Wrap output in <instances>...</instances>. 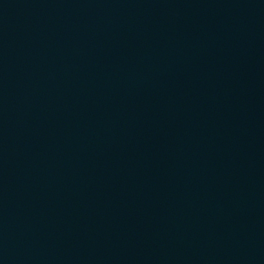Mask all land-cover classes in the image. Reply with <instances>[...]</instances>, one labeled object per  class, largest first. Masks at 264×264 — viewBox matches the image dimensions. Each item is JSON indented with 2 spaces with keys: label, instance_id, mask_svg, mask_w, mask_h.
I'll return each instance as SVG.
<instances>
[{
  "label": "water",
  "instance_id": "1",
  "mask_svg": "<svg viewBox=\"0 0 264 264\" xmlns=\"http://www.w3.org/2000/svg\"><path fill=\"white\" fill-rule=\"evenodd\" d=\"M0 264H264V0H0Z\"/></svg>",
  "mask_w": 264,
  "mask_h": 264
}]
</instances>
